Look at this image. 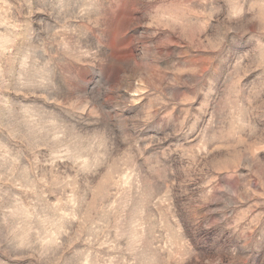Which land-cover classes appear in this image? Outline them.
Wrapping results in <instances>:
<instances>
[{"label":"rangeland","instance_id":"obj_1","mask_svg":"<svg viewBox=\"0 0 264 264\" xmlns=\"http://www.w3.org/2000/svg\"><path fill=\"white\" fill-rule=\"evenodd\" d=\"M0 264H264V0H0Z\"/></svg>","mask_w":264,"mask_h":264}]
</instances>
